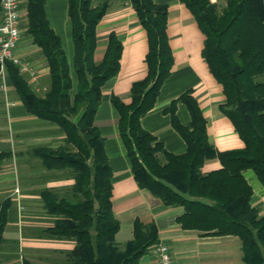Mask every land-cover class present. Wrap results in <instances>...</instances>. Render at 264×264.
I'll return each instance as SVG.
<instances>
[{
    "label": "trees",
    "instance_id": "1",
    "mask_svg": "<svg viewBox=\"0 0 264 264\" xmlns=\"http://www.w3.org/2000/svg\"><path fill=\"white\" fill-rule=\"evenodd\" d=\"M181 1L206 36L203 58L226 97L220 109L234 125L244 148L218 152L209 143L206 119L191 91L166 109L187 144L185 153L167 152L142 127V119L155 107L173 66L167 35L168 5L153 0H131L148 35V74L133 84L130 103L112 97L120 115V134L139 187L166 206L183 207L177 218L182 229L209 236H236L242 243L244 264H264V215L252 207L253 189L244 177L245 171L252 170L264 186V0H226L221 9L212 0ZM45 5L46 0H27L25 34L33 39L48 65V88L32 86L18 66L7 64L8 78L26 110L57 124L66 136L58 149H35L48 169L69 171L75 180L71 197L44 192L46 209L57 217L54 226L44 231L45 236L76 242L72 264H139L159 244L158 229L154 223L146 225L136 219L133 238L122 247L116 243L120 222L112 209V169L104 138L94 124L102 88L118 75L123 52L121 41L112 32L102 61L95 60L97 27L109 5L68 0L76 85ZM1 15L0 4V19ZM179 104H185L190 112L189 125H182L176 116ZM10 155L0 153V171ZM213 158H218L222 167L202 173L204 163ZM11 206L9 199L0 206V246Z\"/></svg>",
    "mask_w": 264,
    "mask_h": 264
},
{
    "label": "crops",
    "instance_id": "2",
    "mask_svg": "<svg viewBox=\"0 0 264 264\" xmlns=\"http://www.w3.org/2000/svg\"><path fill=\"white\" fill-rule=\"evenodd\" d=\"M25 14L27 0H19ZM168 5L167 35L173 55L169 78L163 84L155 107L142 119V127L162 143L172 154H183L187 144L175 129L171 115L166 112L171 102L191 91L207 122L209 143L218 151L244 148V142L220 106L226 97L222 86L211 73L203 58L206 36L194 15L181 0H153ZM107 2L106 16L97 27L95 60L101 62L114 32L123 45L120 71L102 88V99L95 117V126L104 138L105 151L112 169V209L120 222L116 235L119 246L133 238L134 221L139 219L158 229L159 244L153 246L139 264H158L157 248L165 245L172 257L171 264H244L240 239L236 236H209L199 231L182 229L177 218L183 207L166 206L160 198L139 187L132 164L120 134V115L112 103L117 96L130 103L131 88L147 77L146 56L148 35L136 11L122 0H94ZM46 15L51 28L60 36L71 66L74 84L77 78L73 67L74 43L68 18V0H46ZM37 53H39L37 55ZM18 55L37 70L36 85L49 86V68L33 39L23 35ZM28 78V74H25ZM6 90L0 88V153L10 152L0 171V206L9 199L8 222L0 246V264H72L74 240H54L45 236V230L54 226L57 217L46 209L43 194L54 193L59 198L71 197L75 180L69 171L48 169L36 155L38 147L58 149L64 145L65 134L55 123L30 114L20 101L10 79ZM179 122H191L185 104L176 109ZM222 167L218 158L207 160L202 173ZM244 177L253 189L252 207L264 215V186L252 170ZM19 193L15 194V189Z\"/></svg>",
    "mask_w": 264,
    "mask_h": 264
},
{
    "label": "built area",
    "instance_id": "3",
    "mask_svg": "<svg viewBox=\"0 0 264 264\" xmlns=\"http://www.w3.org/2000/svg\"><path fill=\"white\" fill-rule=\"evenodd\" d=\"M126 5H131V0H122ZM2 15L0 19V88L6 90L7 64L12 63L20 68L21 73L28 74V82L36 84L37 70L28 61L18 55L19 44L25 34L26 13L22 11L19 0H1ZM19 189H15V194ZM158 264H171L170 250L165 245L157 248Z\"/></svg>",
    "mask_w": 264,
    "mask_h": 264
},
{
    "label": "rangeland",
    "instance_id": "4",
    "mask_svg": "<svg viewBox=\"0 0 264 264\" xmlns=\"http://www.w3.org/2000/svg\"><path fill=\"white\" fill-rule=\"evenodd\" d=\"M212 2L215 3L219 7V9H221L222 7H224L226 5V0H212ZM38 54L39 53H37V55ZM32 86H34L36 88H42L43 87L41 84H39V85L35 84V85H32ZM116 243L119 245V242H116Z\"/></svg>",
    "mask_w": 264,
    "mask_h": 264
}]
</instances>
